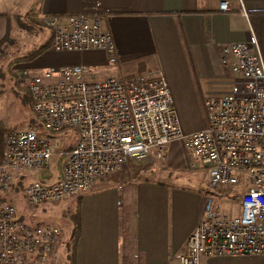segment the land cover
I'll use <instances>...</instances> for the list:
<instances>
[{
	"label": "built area",
	"instance_id": "1",
	"mask_svg": "<svg viewBox=\"0 0 264 264\" xmlns=\"http://www.w3.org/2000/svg\"><path fill=\"white\" fill-rule=\"evenodd\" d=\"M218 10L231 11L230 1L221 0ZM239 13L247 21V40L221 46L227 89L203 100L205 127L192 133L182 130L157 63L102 81L84 65L17 71L41 131L55 135L74 129L77 135L53 183L23 187L27 204L67 202L129 161L167 160L176 143L185 169L200 168L208 175L204 210L184 251L175 255L178 264H200L203 257H264V60L247 13ZM36 21L52 32L55 52L103 51L109 63L117 60L100 0L75 15L38 16ZM53 150L48 136L32 127L4 134L0 264H47L60 238L57 227L24 225L15 199L17 177L47 169ZM226 205L236 206L238 213L225 211Z\"/></svg>",
	"mask_w": 264,
	"mask_h": 264
},
{
	"label": "crops",
	"instance_id": "2",
	"mask_svg": "<svg viewBox=\"0 0 264 264\" xmlns=\"http://www.w3.org/2000/svg\"><path fill=\"white\" fill-rule=\"evenodd\" d=\"M7 1L0 0L1 9ZM91 1L30 0L23 11L27 12L25 18L75 15L85 11ZM100 1L116 62L109 63L103 51L55 52L51 49L52 32L47 29L40 31V46L46 49L26 63L27 69L42 73L51 67L84 65L93 69L97 81H102L124 78L157 63L185 133L205 127L203 100L225 90L228 70L221 64V46L245 42L248 37L247 21L240 10L247 13L252 30L256 15L264 14V0H229V12L218 10L221 0ZM11 17L10 9L0 12V42L8 34ZM180 150L179 144H172L169 155L181 160ZM155 163L147 161L144 170L122 171L123 180L118 175L100 180L89 192L67 201L77 198V238L73 243L70 233L68 239L73 244L74 264H178L175 255L184 251L187 237L204 210L206 184L181 186L158 181L154 178L161 170ZM152 171L156 175L149 177ZM60 172L52 174L53 178L41 175L36 181L25 175L23 182L51 184ZM166 173L170 176L169 171ZM61 237L62 233L58 242ZM200 264H264V257H203Z\"/></svg>",
	"mask_w": 264,
	"mask_h": 264
},
{
	"label": "rangeland",
	"instance_id": "3",
	"mask_svg": "<svg viewBox=\"0 0 264 264\" xmlns=\"http://www.w3.org/2000/svg\"><path fill=\"white\" fill-rule=\"evenodd\" d=\"M29 1L8 0L2 7L3 10L10 9L13 17L9 18V30L6 38L0 42V147L7 130H23L28 127L40 131L44 136L47 135L49 140L54 144V154L50 160L48 169L33 170L24 174L23 179L21 178L22 176L17 177L15 199L20 220L24 225L30 227H57L62 233L61 240L60 242L57 241V246L55 245L56 249L52 251L47 264H72L73 244L68 239L70 233H72L71 235L74 234L73 229L75 230L77 224V198L72 199L69 203L52 201L44 205L30 207L22 191L23 187L27 185L23 182L26 178L25 175L31 181L38 180L44 174H48V178H53L52 174L60 171L63 154L68 152L77 140L74 129H69L55 135H49L41 131V125L33 114L31 100L26 88L16 77L17 71L27 69L29 66L26 63L32 61H20L21 58L41 47L40 31L47 30L41 24L37 23V16L29 15L25 18L27 12L23 11V8ZM16 5H19L18 10L15 9ZM2 9L0 7V12L3 11ZM226 89L225 86L224 91ZM224 91L216 92L222 93ZM187 117L190 118V116ZM180 156L181 160L169 155L165 161H156L155 164L159 167L161 173L156 175L152 171L153 173H148L149 177L155 174L157 177L154 179L158 181H164L166 183L174 182L181 186H194V184L204 186L207 184V173L205 174L204 171H199V169L188 173V170L184 166L182 150H180ZM146 162L129 161L122 167L119 173L114 174V177L118 175L119 180H123L124 177L121 172L129 170V168L147 169ZM167 171L170 172V176H166ZM42 183L47 184L45 182ZM224 210L232 214L238 213L236 206L226 205ZM65 240L68 241L65 242ZM55 255L57 256L54 257Z\"/></svg>",
	"mask_w": 264,
	"mask_h": 264
},
{
	"label": "trees",
	"instance_id": "4",
	"mask_svg": "<svg viewBox=\"0 0 264 264\" xmlns=\"http://www.w3.org/2000/svg\"><path fill=\"white\" fill-rule=\"evenodd\" d=\"M257 20L256 21H252V27L254 30V34L256 36V39L258 41L259 47H260V51L264 60V14H258L256 15ZM46 49L45 46L40 47L39 49L35 50L34 52H32L31 54L24 56L21 58L20 61H29V60H33L34 58H36L37 56H39L44 50ZM29 95V94H28ZM30 97V96H29ZM2 142V141H1ZM2 144V143H1ZM3 148V147H2ZM2 148L0 147V156L2 154ZM1 158V157H0ZM77 213V212H76ZM77 221H78V214H77ZM76 221V222H77ZM76 229V228H75ZM77 232L78 229H76V231H74V234L72 235V242L74 243L76 238H77ZM72 264H74V261L72 260Z\"/></svg>",
	"mask_w": 264,
	"mask_h": 264
}]
</instances>
